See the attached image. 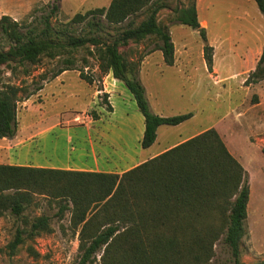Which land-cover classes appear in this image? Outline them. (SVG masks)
I'll return each instance as SVG.
<instances>
[{"label":"trees","instance_id":"trees-1","mask_svg":"<svg viewBox=\"0 0 264 264\" xmlns=\"http://www.w3.org/2000/svg\"><path fill=\"white\" fill-rule=\"evenodd\" d=\"M60 1L54 0L52 12L59 9ZM254 2L264 14V0ZM164 7L163 0H111L108 7L74 15L70 24L86 22L92 30V35L80 36L66 29L54 30L49 16L40 33H35L33 29L23 31L19 20L3 15L0 41L8 48L0 50V67L14 72L18 64L37 65L43 55L72 54L91 44L89 54L96 58L101 72L112 73L133 94L145 120L141 146L149 148L157 140L160 126H176L193 116L154 113L139 79L142 61L130 60L120 49L154 37L165 63L173 65L175 43L158 19ZM172 11L173 21L198 29L206 38L195 1ZM106 27L113 32L98 33ZM61 34L66 35L64 40ZM211 51L212 46L205 45L209 70L213 66ZM64 62L58 74L75 63L74 59ZM81 75L92 83V78ZM261 80L264 45L245 82ZM31 94L22 85H0V138L16 135L18 103ZM108 110L113 111L110 102ZM250 193L246 169L215 127L122 173L0 164V218L10 215L20 221L8 244L10 252L14 254L27 240L54 232L50 215L28 214L44 198L56 208L53 216L59 220L70 213V228L79 239V264H95L101 251V264H210L220 239L234 264H243ZM253 264H264V260Z\"/></svg>","mask_w":264,"mask_h":264},{"label":"rangeland","instance_id":"rangeland-1","mask_svg":"<svg viewBox=\"0 0 264 264\" xmlns=\"http://www.w3.org/2000/svg\"><path fill=\"white\" fill-rule=\"evenodd\" d=\"M193 1L201 25L206 28L205 39L198 29L173 21L172 10ZM163 2L166 7L162 8L158 19L167 26L176 45V65L160 66L164 61L154 37L120 49L130 60L140 59L144 63L139 79L154 113L162 116L192 113L193 116L181 125L161 126L158 140L151 147L141 146L145 120L133 94L120 80L116 86L112 85L116 82L101 72L98 61L89 54L94 47L91 44L72 54L54 58L43 55L37 65L18 64L14 72L2 66L0 85H22L32 92L29 98L18 103L19 128L35 123L41 129L60 126L32 145L31 162L47 166L67 160L78 162L80 158L87 160L75 150L92 148L105 170L124 171L182 137L215 127L246 169L250 185L247 234L243 238L241 261L253 264L264 260V80L245 82L263 50L264 14L254 0ZM58 4L59 9L52 12L54 0H0V18L11 15L22 23L23 31L33 29L40 33L49 16L54 30L66 29L76 36L92 35L86 22L70 24V20L77 12L108 6L107 0H61ZM110 32L113 29L106 27L98 33ZM65 36L60 35L63 40ZM205 45L212 46V70L208 69L204 57ZM7 48L8 44L0 41V50ZM65 59H74L75 63L58 80L61 75L58 70L65 65ZM81 72L92 78V83ZM105 85L112 91L113 111L108 110L110 101L109 94L104 92ZM38 146H41L40 151ZM38 201L39 205L29 208L28 214L31 217L42 213L50 215L54 232L27 240L12 254L8 244L20 221L10 215L1 217L0 264H79V239L70 228V213L59 220L53 216L56 208L44 198ZM214 248L210 264H234L223 239L218 240ZM102 255L103 251L95 264L102 263Z\"/></svg>","mask_w":264,"mask_h":264},{"label":"crops","instance_id":"crops-1","mask_svg":"<svg viewBox=\"0 0 264 264\" xmlns=\"http://www.w3.org/2000/svg\"><path fill=\"white\" fill-rule=\"evenodd\" d=\"M107 2H108V6H109L111 0H107ZM135 44H137V43H135ZM158 51H159V54L161 53L160 56L162 55L161 57L163 58V61H164V57H163L162 51L161 50H158ZM150 52H151V50L148 51L147 53H150ZM143 65H144V63H141L140 68ZM164 65H167L165 63V61H164V64H162L160 66H164ZM174 65H176V60H175V63L172 66H174ZM168 66H170V65H168ZM68 71L69 70L63 71L61 73V75H59V79L58 80L61 79L62 75L67 74ZM107 78L108 79L111 78L113 81L116 82V83H112V85H114V86H116V84L119 82V80H117L116 78L113 77L112 73H109L107 75ZM96 92H98V91H96ZM104 92L106 94H109L108 95L109 96V101L111 103V98H112L111 97V95H112L111 88H109L107 85H105ZM113 110H114V108H113ZM181 124H179V125H181ZM36 126H37V124L35 123V124L23 126V128H19L18 124H17L16 135L13 138H0V164L48 167V168H58V169H66V170H79V171L115 172V173H122V172L128 170V169H126L124 171L105 170L101 166V164L98 162V159H97V157H96V155H95V153H94L92 148L90 150L87 149V150H82V151H79V152H78V149L75 150V152H77L80 156H82V158H85L87 160H84V159H81V158L78 159V162L77 161L69 162V160H67L66 162H63V163H60V164H53L51 166H47V165L42 164L40 162H36V163L35 162H31L30 156L32 154V145H34V141L37 142L36 140H40L43 135H45L48 131L54 129L55 127H60L57 124L51 125V126H47V127L43 128V129H41L40 127H36ZM69 126H72V125H69ZM69 126H66V127H69ZM35 128H38L37 131H39L40 129L41 130L39 132H37V131L34 132L33 130ZM205 130L206 129H203V130H200V131H198V132H196V133H194L192 135H188L186 137H182L177 142L169 144V145L165 146L162 150H159L158 152H155L151 156V158L163 153L164 151L168 150L169 148H171V147H173V146H175V145H177V144H179L181 142H184L187 139H189V138H191V137H193V136H195V135H197V134H199V133H201V132H203ZM33 133H35V134H33ZM157 140H158V135H157ZM38 149L37 150L40 151L41 146H38ZM37 154H39V153H37ZM34 155H35V153H34ZM151 158H149V159H151ZM138 164L139 163H136L134 166H136ZM134 166H132V167H134ZM132 167H130V168H132Z\"/></svg>","mask_w":264,"mask_h":264}]
</instances>
